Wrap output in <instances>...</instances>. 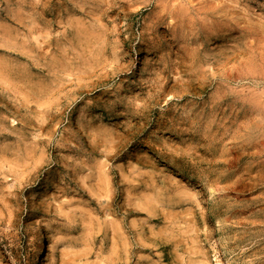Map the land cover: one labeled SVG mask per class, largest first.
<instances>
[{"label": "rangeland", "instance_id": "1", "mask_svg": "<svg viewBox=\"0 0 264 264\" xmlns=\"http://www.w3.org/2000/svg\"><path fill=\"white\" fill-rule=\"evenodd\" d=\"M0 264H264V0H0Z\"/></svg>", "mask_w": 264, "mask_h": 264}, {"label": "bare ground", "instance_id": "2", "mask_svg": "<svg viewBox=\"0 0 264 264\" xmlns=\"http://www.w3.org/2000/svg\"><path fill=\"white\" fill-rule=\"evenodd\" d=\"M159 2H161V1H159ZM165 3H166V2H165ZM160 4H163V2L160 3ZM158 5H159V3H158ZM173 5H174V4H173ZM170 7H172V5H171ZM170 7H169V8H170ZM169 8H168V9H169ZM163 9H164V6H163ZM164 11H165V10H164ZM158 12H159V11H158ZM161 13H162V12H161ZM161 13H160V14H161ZM166 14H167V13H166ZM158 15H159V13H158ZM158 15H157V16H158ZM169 17H170V16H169ZM171 17H172V16H171ZM41 252H42V247H41L40 251L38 252V255L36 256V259H37V260H40V259L42 258V257H41Z\"/></svg>", "mask_w": 264, "mask_h": 264}]
</instances>
